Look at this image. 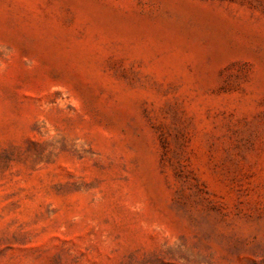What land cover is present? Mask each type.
I'll list each match as a JSON object with an SVG mask.
<instances>
[{
	"label": "rangeland",
	"instance_id": "1",
	"mask_svg": "<svg viewBox=\"0 0 264 264\" xmlns=\"http://www.w3.org/2000/svg\"><path fill=\"white\" fill-rule=\"evenodd\" d=\"M0 264H264V0H0Z\"/></svg>",
	"mask_w": 264,
	"mask_h": 264
}]
</instances>
